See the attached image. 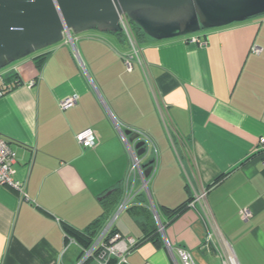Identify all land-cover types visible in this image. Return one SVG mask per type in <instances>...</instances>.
Instances as JSON below:
<instances>
[{"label": "crops", "instance_id": "obj_1", "mask_svg": "<svg viewBox=\"0 0 264 264\" xmlns=\"http://www.w3.org/2000/svg\"><path fill=\"white\" fill-rule=\"evenodd\" d=\"M73 39L0 70L20 81L0 98V136L16 153L14 179L28 196L0 186V264L77 263L73 233L93 238L125 192L129 155L117 125L153 142L141 156L152 168L148 190L164 226L156 233L152 214L131 205L117 214L112 229L138 240L129 264H181L177 248L195 264H225L229 254L237 264H264V165L257 151L264 138V14L141 41L142 65L132 60L131 71L119 36L88 31ZM71 94L76 104L62 110L59 101ZM85 129L96 135L92 147L75 139ZM202 192L201 202L189 206Z\"/></svg>", "mask_w": 264, "mask_h": 264}, {"label": "water", "instance_id": "obj_2", "mask_svg": "<svg viewBox=\"0 0 264 264\" xmlns=\"http://www.w3.org/2000/svg\"><path fill=\"white\" fill-rule=\"evenodd\" d=\"M263 14L264 0H0V69L60 43L65 30L120 33L122 15L148 41H160ZM124 134L139 138L130 129ZM135 148L144 155L142 140ZM150 171L145 166V175Z\"/></svg>", "mask_w": 264, "mask_h": 264}, {"label": "built area", "instance_id": "obj_3", "mask_svg": "<svg viewBox=\"0 0 264 264\" xmlns=\"http://www.w3.org/2000/svg\"><path fill=\"white\" fill-rule=\"evenodd\" d=\"M120 25L122 28V34L124 35L125 41L128 45L129 52L123 54V61L125 69L131 71L132 60L137 59L142 65V59L140 58V45H138L136 38L133 33L132 23L128 20L125 15L120 17ZM191 41L197 39L193 36L189 37ZM66 43L73 44V35L69 31L63 32V40ZM253 52L258 53L260 48L253 46ZM143 69V68H142ZM33 83L32 81L30 82ZM20 84L17 76L13 75L10 80L4 79L0 74V98L5 94L11 92L16 86ZM78 95L71 94L59 101V107L63 110L76 104ZM163 122L166 126L165 119L162 115ZM120 137L124 145L126 146L129 155V165L123 179L124 195L117 209L116 215L100 230L90 241V243L83 247L79 245L74 239H70L69 243H74L80 250V255L76 264H86L89 261L95 264H129L128 256L131 251L136 247L138 240L129 235H123L118 231L112 229V223L116 218L117 214L121 212L125 207L135 203L137 195L142 194L145 196L147 206L152 214L153 220L156 224L157 232L163 234V223L159 217L156 206L151 200L150 193L148 190V178L149 174L145 175V166L142 162V156L137 154L135 144L138 140L143 141L145 148H152L153 142L150 137L142 132H138L139 138L133 142H130L127 136L124 134V130L117 125ZM76 141L82 147H92L95 144L96 135L91 129H85L75 134ZM257 151L262 156V163L264 165V138L259 139V145ZM145 152H147L145 150ZM16 162V153L11 148L9 141L0 136V186H7L18 193L21 199H28L25 183L14 179L15 170L13 168ZM152 171V168H151ZM150 171V173H151ZM137 183V184H136ZM139 186L136 190L135 187ZM136 190V191H135ZM205 193H194L193 199L188 203L189 206L193 207L196 202H201ZM240 216L242 219H248L251 216V212L248 208L240 210ZM211 235H207L210 239ZM168 251L174 256L172 247L165 243ZM176 253L180 258L181 264H195L192 254L182 248H177ZM178 264V263H176ZM225 264H237L233 255L229 254Z\"/></svg>", "mask_w": 264, "mask_h": 264}, {"label": "trees", "instance_id": "obj_4", "mask_svg": "<svg viewBox=\"0 0 264 264\" xmlns=\"http://www.w3.org/2000/svg\"><path fill=\"white\" fill-rule=\"evenodd\" d=\"M132 29H133V33H134V36L136 38V41H137L138 45L141 44V41H148L145 38V36L134 27L133 24H132ZM114 35L119 36L123 41H125V38H124V35L122 34V32L116 33ZM41 58H42V55H40V56H38V57L35 58L36 61H37V63H40V61L42 60ZM131 207L132 208H137L138 209V213L140 212L141 215H144V216L151 215V212H150V210H149V208L147 206V202H146L145 196L142 195V194H138L137 195V200L135 201V203L131 204L130 208ZM153 224H154V230H155V232L158 233L157 232V228H156V224L154 223V221H153ZM114 231L115 230L113 229V232ZM73 235H74V240L79 245L85 247V246H87L90 243V240H91V238L93 236V233L92 234H89L88 232H87V234H83V233H80V234L73 233Z\"/></svg>", "mask_w": 264, "mask_h": 264}, {"label": "rangeland", "instance_id": "obj_5", "mask_svg": "<svg viewBox=\"0 0 264 264\" xmlns=\"http://www.w3.org/2000/svg\"><path fill=\"white\" fill-rule=\"evenodd\" d=\"M90 31H95V30H90ZM101 33V32H100ZM104 34V33H103ZM6 68V67H5ZM1 70V69H0Z\"/></svg>", "mask_w": 264, "mask_h": 264}]
</instances>
